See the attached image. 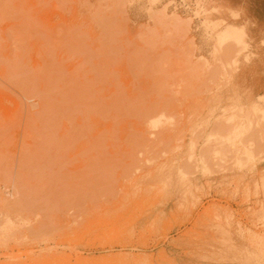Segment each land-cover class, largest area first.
<instances>
[{
    "label": "rangeland",
    "instance_id": "obj_1",
    "mask_svg": "<svg viewBox=\"0 0 264 264\" xmlns=\"http://www.w3.org/2000/svg\"><path fill=\"white\" fill-rule=\"evenodd\" d=\"M263 15L0 0V264H264Z\"/></svg>",
    "mask_w": 264,
    "mask_h": 264
},
{
    "label": "crops",
    "instance_id": "obj_2",
    "mask_svg": "<svg viewBox=\"0 0 264 264\" xmlns=\"http://www.w3.org/2000/svg\"><path fill=\"white\" fill-rule=\"evenodd\" d=\"M257 13V12H256ZM258 14V13H257ZM263 19H264V15H263ZM260 25H262V24H260Z\"/></svg>",
    "mask_w": 264,
    "mask_h": 264
}]
</instances>
